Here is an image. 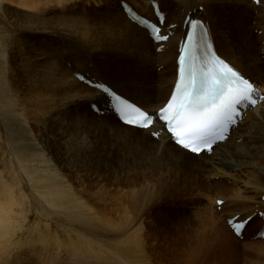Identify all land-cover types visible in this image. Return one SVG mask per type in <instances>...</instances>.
I'll return each instance as SVG.
<instances>
[{
    "label": "bare ground",
    "instance_id": "bare-ground-1",
    "mask_svg": "<svg viewBox=\"0 0 264 264\" xmlns=\"http://www.w3.org/2000/svg\"><path fill=\"white\" fill-rule=\"evenodd\" d=\"M98 1L99 3L96 2L100 4V0ZM152 1H157L161 10L166 11L164 10L166 0H126L125 2L132 7L134 12L158 24L152 8ZM172 1L179 8V13L174 18L166 15V21L160 25L161 35H168L169 38L166 42L157 44L151 37V32L137 16L123 10L122 1L118 6L112 5L115 11L112 17L106 14L104 19L100 17L97 20H90L82 17L68 18V16L60 19L51 17L50 14L48 16L39 15L46 10H53L54 7L58 8L62 2L63 6H66L64 2H68L69 5V3H73V0H10L11 6L15 4L17 8L24 7L29 10L27 14L23 13L22 18L17 22L18 25L21 22L24 23V27H26V23V28L32 30L58 29L73 32L79 37L81 46L83 45L91 54H95L103 67H107L106 64L119 65L117 72L124 76L131 86L134 84L138 89H141H136L131 94L123 90L126 94H122L114 89L115 84L109 78L105 83L110 85L115 92L153 115H156L158 109L165 105L175 86L178 76L179 43L188 32L189 24L186 29L184 28L188 17L190 20L200 19L205 23L212 35L217 53L244 76L251 79L257 86L258 95L263 97L256 107L246 110L242 121L235 129V142L231 146V150L227 149L229 136L223 144L215 145L210 154L193 155L176 146L166 133L164 126L159 123L147 130L121 124L111 109L110 99L107 95L97 89L90 88L76 77L82 72L70 71L69 67H64L55 61V64L52 63L54 65H43L40 60L32 56L31 51L29 54L28 52L23 53V51L17 52L22 76L18 81L16 80L15 87L19 94L17 97L21 101L18 100L21 103L22 111L27 114L37 128L42 147L56 146L55 154L64 169L73 171L77 189L71 187L66 189L63 179L54 173L44 149L32 147L28 159L29 164L21 166V170L28 179L31 173L30 168L35 167V175L44 177V184L26 182V187L34 189L31 193L30 188L25 189L24 184H21L23 178L17 169L16 178L13 177L15 175L10 174L12 185L7 184L5 176L0 172V196L12 198L15 195L23 196L30 209L33 208L30 202H34L31 201L34 196L33 199L39 201V205L34 202L37 209H41V200L46 204L45 207L48 206V208L44 207L42 213H49L52 211L51 207L56 205L53 204L55 200H52V191L57 190L58 180L61 179L63 184L60 185V188H65V193L70 194L65 200L69 201L66 209L71 208L76 211L77 221L82 226L94 228L104 225L112 230H120L126 236L129 243L127 247L137 254L133 252L134 255L132 253L130 255L125 252V264H163L158 262L161 258H158L152 249L155 248L154 245L147 247L150 233L145 234L144 226L133 229L143 215L145 201L154 197L158 189L155 188L156 185L152 181L148 180V176H143L142 179L135 178L137 174L135 172L132 175L133 178L122 179L123 174L135 170L134 155L145 158L149 162L148 170L160 175L181 171L182 165L180 166L179 163H190L196 159H202L206 166L204 167L208 173L207 179L195 182L204 189L203 195L201 194V197L205 199L203 223L193 235L196 239L194 243H189L183 250L174 248L170 250L168 249L170 246L167 248L175 258L173 264H196L202 257H211L222 248L232 247L244 234L237 237L232 232L231 235L224 226L227 227L228 221L236 215H241L240 220L249 216L253 217L245 229L252 224H254V228L260 230L264 227V24L259 22L252 26L239 23L240 30L238 29L236 33L237 40H234V37L227 31L229 24L224 21V8L235 3L246 4V7L253 12L261 10L260 17L264 18V0H259V4L251 3L248 0ZM81 4L84 5L82 2ZM78 5L80 6V3ZM201 7L203 11H201ZM62 9L65 11V7ZM239 12L234 16L237 14V18H240L241 12ZM172 25L174 26L172 27ZM254 30L258 31L257 35L253 34ZM255 41L259 43L257 46L260 54L258 59L253 54ZM162 45L164 48L158 52L157 49ZM242 58H245L246 61L243 62ZM123 59L128 60V63H123ZM132 61L137 63L135 68L129 64ZM161 67L160 73H157V68ZM168 70H173V73L167 79L163 93L157 95L158 98L155 101L156 96L151 97V92L156 88L155 79L161 78ZM92 81L99 82V80ZM88 104L90 107L93 104L97 105L99 112L91 108L92 113H87L85 108ZM79 108H83L82 111L85 115H90L91 122L87 121L85 115L81 117L78 113L75 116L72 114ZM240 126L242 130L238 132L237 129H240ZM154 134H158V136L155 137ZM233 134L234 130L230 135L233 136ZM110 137H118L120 140L136 146V149L130 148L127 153L117 154V168H113V172L107 173L103 169V159L112 157L114 150L113 148L108 149L103 142ZM147 143L155 144H152L156 146L155 149L150 152L145 151L143 146ZM218 146L221 147L217 151ZM98 154L99 156H97ZM209 155L210 157H206ZM17 165H19L18 162ZM47 180L51 184H47ZM214 190L216 193L213 192ZM219 201L223 202L220 211H218ZM60 203L59 208H62L64 202ZM1 204L2 202L0 203V243L4 236L2 231L10 221L9 217L7 218L8 211L12 216L14 213L9 209L11 208L9 205H7L9 208H6V205L4 208V204ZM259 213H262L261 219L257 218L256 220V215ZM141 225L143 224H139V226ZM139 232H144L142 239L138 237L137 233ZM255 247L264 251V240L261 239ZM146 248H149L152 253ZM148 257H152L153 261L157 263H151ZM52 264L59 263L53 262Z\"/></svg>",
    "mask_w": 264,
    "mask_h": 264
},
{
    "label": "rangeland",
    "instance_id": "rangeland-1",
    "mask_svg": "<svg viewBox=\"0 0 264 264\" xmlns=\"http://www.w3.org/2000/svg\"><path fill=\"white\" fill-rule=\"evenodd\" d=\"M75 1L73 0V3H69V5L68 2H64L66 6H63L62 2L58 8L54 7L52 8L53 10H46V12H43L44 14L41 13L39 15L48 16V14H50L51 17L60 19H63V17L67 18L68 16V18L82 17L90 20H97L100 19V17L104 19L106 14L112 17L115 13L112 5L118 6L120 1L126 0H100V4H98V0ZM248 1L251 3L254 2L253 0ZM81 2L84 4L83 6ZM11 3L10 0H0V172L5 176L8 182L6 183L12 185V176H10V174L12 173L15 175L17 169V172H20L23 178L21 184H24L23 187L25 189L30 188V192L32 193L34 189L26 187V182H41L40 185H42L44 184V177L36 176V171H34L35 167H32L30 168L31 173L27 179L26 175H24L21 170V166L29 164L28 159L30 158L29 155L31 154L32 147L40 149L42 144L39 132L36 130L37 128L33 125L31 119L28 118L27 114L22 111V106L20 105L21 101L17 97L19 94L15 87V82L22 76L21 70H19L17 52L23 51V53L28 52L29 54V51H31L32 56L40 60L43 65H54L57 62L64 67H69L70 71L77 70L84 75H91L90 78L95 79V81L101 80L103 82H108L110 79L115 84L114 89L122 94H126L123 90L131 94L134 90H140L141 88L138 89L133 83H131L133 84L131 86L130 83L126 81V78L117 72L119 65L114 64L115 66H112L106 64L107 67H103L100 61L97 60L95 54H91L88 52V49L86 50L83 45V47L81 46L80 39L76 36L77 34L75 35L73 32L58 29L32 30L26 28V23V27H24V23L21 22L20 25H18L17 22L22 18L23 13L27 14L29 10L24 7L21 9L17 8L15 4L11 6ZM79 3L80 6L78 5ZM96 3L97 7L95 6ZM164 4L167 17L174 18V16L178 15L179 8L172 0H166ZM235 4L224 8V21L229 24L227 31L234 37V40H237L236 33L239 29V23H246L252 26L254 23L256 24L259 22L264 24V18L260 17L261 10L259 9L253 12V10L246 7V4ZM62 7H65V11ZM200 9H202V7ZM238 11L241 12H239L240 18H237ZM30 13H32L31 10ZM235 13H237L236 16H234ZM257 33V30L253 31L254 35H257ZM258 45L259 43L255 41L253 54L256 59H258L260 55L257 49ZM105 61L107 62V60ZM123 61V63H128L126 59H123ZM242 61L245 62V58H242ZM129 64L134 68L137 65L135 61ZM161 69L162 67L157 68V73H160ZM172 73L173 70H168L161 78L155 79L156 88L151 92V97L156 96L155 101L158 98L157 95L163 93L166 81ZM82 109L79 108L72 114L75 116L78 113V115L83 117L85 114ZM85 110H87L89 114L92 113L89 104L86 106ZM85 117L88 122H91L92 118L90 115L87 114ZM241 130L242 127L240 126V129L238 128L237 131L239 132ZM235 133L234 130L233 136L230 135V140L227 143L228 151L232 149L231 146L235 142ZM106 140H104L103 144L107 146L108 149L113 148L114 150L112 157L103 159V169L105 172L109 173L113 168L115 169L118 166L116 155L127 153L130 151V148L134 150L136 146L122 141L118 137H110L108 139L106 138ZM152 144L153 143L145 144L143 146L144 150L150 152L155 149L156 146H153L155 144ZM220 147L221 146L217 147V151ZM42 148L44 149L46 158L49 160L53 171H55L54 173L59 175L64 182V184L61 183L62 181L59 179L57 190L52 191V200H55L53 204H56L54 206L56 208L51 207L52 211L49 213H42L46 204H44V201L40 200L41 209H37L39 201L37 202L36 199H33L35 198L34 196L31 201L36 202L37 205L34 202H30V205L33 206L32 209L29 208L27 200L23 196L20 197L15 195L16 198L0 196L1 205L4 204V208L5 205H9L11 208H9V206L6 208L11 209L12 213H15H13L12 216L9 214L11 212L8 211L7 218L9 217L8 220L10 221H8L5 229L2 231L4 236L0 243V264H19L20 262L23 264H52L53 262L59 264H125V252L130 255L131 253L132 255L137 254L135 251L131 250L130 247H127L129 243L126 236L123 235L122 231L112 230L108 226L99 225L100 227L87 228L77 221L78 217L76 211L71 208L66 209V206L69 205V201H65L68 198L67 196L70 195L69 193H65L66 189L70 187L72 189H77L75 175L73 171H67L60 164L55 154V145H52L50 148ZM15 155L17 156L15 157ZM97 156H99V154ZM135 156L136 155H134L133 159L135 161V170L130 171L128 174H123L122 179L128 180L131 177L133 178L132 175H134L135 172L137 173L135 178L142 179L143 176H148V180L152 181L153 184L157 186H155V188L158 189L154 197L145 201L147 204L144 203L143 215L133 229L144 226L143 229L145 234L150 233V241L147 242V247L154 245L155 248L152 249H154L157 257L161 258L158 262L173 264L175 258L167 248L170 246L168 248L170 250L173 248L175 250H183L189 243H194L196 239H194L193 235L203 223L202 217L204 215L205 199L201 197V194L203 195L204 189L195 182L205 181L207 179L208 173L205 168L206 166L203 164L202 159H196L190 163H179L180 166L182 165L181 171H175L169 175H160L154 171L151 173V171L148 170L147 167L149 162H147L145 158ZM206 157H210V155ZM17 162L19 165H17ZM13 177L16 178L17 175ZM46 182L47 184H51L49 180ZM61 184H63L66 189L60 188ZM13 186L15 187V185ZM213 192L216 193L215 190ZM2 197L5 200H3L4 202L2 201ZM60 202H64L62 208H59ZM45 208H48V206ZM220 210L219 207L218 211ZM256 216V220L257 218L261 219L260 213ZM139 224L143 225L139 226ZM253 225L254 224L245 230L243 237L234 243L232 247L222 248L221 251L214 256L202 257L196 264L201 261L200 264H264V251H260L255 247L261 240V238H257L258 232H261L263 229L254 228ZM224 227L228 233L232 235L230 228L228 226L226 227V225ZM139 233H137L138 237L142 239L144 237V232ZM149 251L151 252L150 249ZM148 259L151 263L155 262L152 257H148Z\"/></svg>",
    "mask_w": 264,
    "mask_h": 264
},
{
    "label": "snow or ice",
    "instance_id": "snow-or-ice-1",
    "mask_svg": "<svg viewBox=\"0 0 264 264\" xmlns=\"http://www.w3.org/2000/svg\"><path fill=\"white\" fill-rule=\"evenodd\" d=\"M191 24L194 30L203 29L199 22ZM188 39L195 41V33L189 34ZM185 59L188 66L186 70L181 69L177 95L172 97L166 108L161 109L160 119L166 122L180 145L199 153L201 146L210 148L217 138H224L226 126L237 115V106L245 102L256 104L253 99L256 90L248 79L215 55L206 65L199 67L193 53ZM117 110L126 124L138 127L152 124L147 112L127 102L121 103Z\"/></svg>",
    "mask_w": 264,
    "mask_h": 264
}]
</instances>
